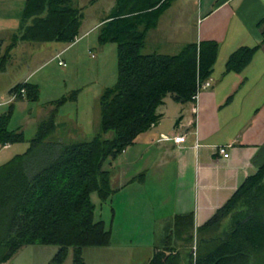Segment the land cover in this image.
<instances>
[{
    "label": "trees",
    "instance_id": "trees-1",
    "mask_svg": "<svg viewBox=\"0 0 264 264\" xmlns=\"http://www.w3.org/2000/svg\"><path fill=\"white\" fill-rule=\"evenodd\" d=\"M171 2L117 0L112 15L100 27V42L118 45V79L100 97L98 134L63 144L47 142L57 127L56 114L52 113L39 125L27 151L0 166V264L29 244L58 247L48 264H63L70 248L73 264H86L83 248L110 243L111 232L103 220H96L91 199L97 192L106 201L114 192L112 172L104 169V163L158 124L162 115L157 110L167 96L178 102L192 101L197 84L211 77L217 59L218 44L214 41L188 44L172 56L141 53L148 28ZM83 18L73 0H27L20 34L13 38L8 52L20 40L72 43ZM142 25L145 28L139 30ZM259 47L235 50L227 60L226 72L243 71ZM22 87L26 95L19 99L38 100L37 85L21 83L12 91ZM71 97L75 99L76 93ZM67 100L63 97L56 104ZM12 112L11 108L0 115L1 143L25 140L22 130L8 129ZM108 133L112 135L106 136ZM227 215H232V220L225 236H203ZM194 229L193 213L177 216L174 225L166 226L163 245L155 247L149 264H180V248L191 244ZM196 231L198 256L194 261L190 249L188 264H264V163Z\"/></svg>",
    "mask_w": 264,
    "mask_h": 264
},
{
    "label": "crops",
    "instance_id": "crops-1",
    "mask_svg": "<svg viewBox=\"0 0 264 264\" xmlns=\"http://www.w3.org/2000/svg\"><path fill=\"white\" fill-rule=\"evenodd\" d=\"M26 1L2 0L0 110L3 111L0 115L11 108L14 110L16 101L26 99L10 101L11 91L18 84L37 85L40 96L41 83L33 81L38 70L32 68L35 47L40 54L44 49H51V59L57 60L63 73L68 74L74 61L73 52L81 50L84 56L97 58L92 50L95 45L89 38L114 9L112 6L108 14L87 30H82V21L79 35L72 43L20 40L8 52L13 38L20 34ZM73 3L79 8L76 0ZM7 9L18 11L14 20ZM144 28L142 25L139 30ZM5 38L10 40L7 45ZM203 41L216 42L218 53L210 77L212 85L201 90L197 110L193 101L178 102L172 95L167 96L157 110L162 115L158 124L140 134L134 144L124 150V213L136 210L134 213L147 215V220L153 224L174 225L177 216L193 213L195 227L205 225L239 185L264 163V0H172L158 16L156 24L148 28L141 53L172 56L188 44ZM96 42L102 44L99 39ZM257 45H260L259 50L243 71L226 72L227 60L235 50ZM17 52L28 54L29 58L19 62L22 73L11 79L10 66ZM7 53L9 58L2 63ZM74 87L75 84L70 85L66 80L63 88L53 85L50 99L40 107L44 108V115L38 127L52 113L56 114L57 127L47 142L79 141L80 125L62 113L66 102L56 104L71 90L76 92ZM75 99L79 100L78 91ZM180 134L186 135V141L177 144L174 137ZM14 144L9 143V146ZM220 146H229L228 158L218 152ZM135 167L137 170L129 174ZM154 204L161 207L157 215ZM231 220L232 215H227L215 225H230ZM205 232L204 237H214ZM164 236L165 231L162 237L156 238L153 255L155 247L163 245ZM29 246H43L36 252L44 255V246L54 245H25L12 258L23 256L19 261H24ZM28 252L36 253L35 249Z\"/></svg>",
    "mask_w": 264,
    "mask_h": 264
},
{
    "label": "rangeland",
    "instance_id": "rangeland-1",
    "mask_svg": "<svg viewBox=\"0 0 264 264\" xmlns=\"http://www.w3.org/2000/svg\"><path fill=\"white\" fill-rule=\"evenodd\" d=\"M76 2L85 17L82 30H87L99 22L100 18L108 14L112 6L117 3V0H76ZM7 10V12L12 13L11 17L14 20L18 11ZM2 15L3 4L2 0H0V19ZM2 26L3 22L1 21L0 30ZM99 30L96 27L89 38L91 43L95 45L92 50H94V54H97V58H91L90 55L84 56L81 50L78 53L73 52L71 56L74 61L68 74L63 73V68L58 65L57 60L51 59L53 55L51 49H44V52L40 54L38 47H35L33 50L32 68L38 69L35 72L36 75L33 81L38 80L41 83L39 100L30 102L25 99L15 102L16 107L9 120L8 129L17 130L20 128L24 133L25 140L7 148H0V166L7 163L16 154L23 153L30 147L31 140L37 133L38 122L44 115V108L40 107L45 104L46 100L50 99L53 85L63 88L64 80L70 85L75 84L74 88L78 91L79 100L71 99L73 90L65 94L68 100L62 110L63 114L80 125L81 135L78 140L91 139L100 132V97L107 87L113 86L117 82L118 45L112 42L107 44L97 43ZM4 41L5 45L10 42L8 38H5ZM26 58H29L28 54L16 53V57L12 61L13 64L10 66L13 75L11 79L22 73L19 68V62ZM6 81H8L7 78ZM70 88L72 87L70 86ZM0 111H3V109ZM111 135L112 133H108L106 136ZM104 169L112 172L111 187L114 192L106 201H102L97 192L92 193L91 199L95 205L96 220H103L106 229L111 232L110 243L106 246H88L83 248L82 256L85 263L148 264L149 258L153 256L156 238L163 236L166 225H160L158 222L153 224L152 221L147 220V215L141 216L134 213L137 212L136 210L132 211V213H124V152L116 158L106 160ZM136 170L135 167L129 174H133ZM153 206L157 215L161 207L158 204ZM160 213L163 214L164 212L161 211ZM152 218L153 215L151 216ZM228 228V225H215L205 233L214 237L225 236ZM196 229L197 227L194 229V237L191 244L180 248L182 254L180 264H188L186 254L190 249L193 252L194 261L198 256L199 236ZM34 247L29 246L27 248L24 261H19L23 256H15L4 264H47L58 249L57 246H44L46 253L41 255L36 251L41 250L43 246ZM30 249H35L36 253L28 252ZM73 255V249L70 248L68 257L63 264H73Z\"/></svg>",
    "mask_w": 264,
    "mask_h": 264
},
{
    "label": "built area",
    "instance_id": "built-area-1",
    "mask_svg": "<svg viewBox=\"0 0 264 264\" xmlns=\"http://www.w3.org/2000/svg\"><path fill=\"white\" fill-rule=\"evenodd\" d=\"M62 63L63 62H59V64H62ZM211 85H212L211 78H209L208 80H206L203 83H198L197 84L196 93L192 97V101L196 104V110H197V104H198V101H199V97H200L201 90L204 89V88H209V87H211ZM25 95H26V89L24 87H22V88H20L18 90H14L10 94V101L17 100L20 97H25ZM1 104L2 103L0 102V105ZM174 141L177 144L184 143L186 141V135L185 134L177 135V136L174 137ZM7 147H9V143H1L0 142V148H7ZM228 148H229V146H220L218 148V152L220 154H222L224 158H228L229 155H230L229 154V151H228ZM1 264H4V263H1Z\"/></svg>",
    "mask_w": 264,
    "mask_h": 264
}]
</instances>
